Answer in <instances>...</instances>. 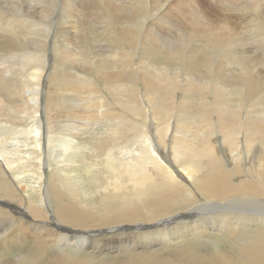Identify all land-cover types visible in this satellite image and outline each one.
<instances>
[{
	"label": "bare ground",
	"instance_id": "6f19581e",
	"mask_svg": "<svg viewBox=\"0 0 264 264\" xmlns=\"http://www.w3.org/2000/svg\"><path fill=\"white\" fill-rule=\"evenodd\" d=\"M81 1L0 0V247L36 251L0 264H264V77L237 18L214 13L228 1L141 0L156 6L127 23L117 0H90L88 15ZM95 9L114 56L92 49ZM23 120L18 156L7 124ZM96 168L83 192L77 171Z\"/></svg>",
	"mask_w": 264,
	"mask_h": 264
},
{
	"label": "rangeland",
	"instance_id": "374dc122",
	"mask_svg": "<svg viewBox=\"0 0 264 264\" xmlns=\"http://www.w3.org/2000/svg\"><path fill=\"white\" fill-rule=\"evenodd\" d=\"M79 1L80 0H75V2H78V5H79ZM90 0H84V1H81V3H80V8L83 10V14L85 15H88V12H87V9H89V6H88V3H90L89 2ZM105 1H108V0H105ZM139 1H141V0H117L116 2H113L112 4H121V6H123V7H126L125 9H126V16H125V21H126V23L128 22V21H132V20H134V21H137L138 22V17L140 16V14H142V13H144V14H146V13H149V12H151L150 10H152L156 5L154 4V2L152 3V5L150 6V2H149V5H148V7L146 8V9H144V7H142L141 6V4H140V2ZM162 2H164L166 5H165V7H168V5L170 4V2H169V0H161ZM173 1H175V0H171V3L173 2ZM204 1V0H203ZM224 1V0H223ZM228 2H226L225 4L224 3H222L221 1H220V5L218 6V7H216L217 9H214V13H216V14H218V20H222V19H224V16H228V17H236L237 19H238V17H240V19L239 20H237V19H235V20H233L232 19V21L234 22V30H235V33H239V37H242V38H244L245 39V43L247 44V46H246V48L244 49V48H239V50H241V51H249V53H250V56L252 57V58H250L252 61H254V62H251L249 65H252V64H254V65H252L251 67L249 66V70L250 69H254V71L255 70H257V69H261L262 71H263V73H261V75H263V77H264V67H262V66H264V16H262L261 14H259V12H256V8L255 7H258L261 11H263L264 12V0H227ZM98 2H102V0H93V6L94 5H96L95 7H97V4H98ZM123 2V3H122ZM180 3L181 5H183V6H186L187 5V0H177L175 3ZM206 2H209V0H206ZM95 3V4H94ZM136 4H139V8L141 9V10H145V12H141L140 14H139V12H137L135 9H136ZM209 4H210V6H211V3L209 2ZM224 4V5H223ZM172 5V4H171ZM176 5V4H175ZM253 6H255V7H253ZM209 6H207L206 8H208ZM78 8V7H77ZM223 8V9H222ZM10 9V8H9ZM13 9H15V8H13ZM13 9H11L10 11L12 12V14H16L15 13V11L13 10ZM62 8H60L59 7V10H61ZM100 9V8H99ZM227 9H230V10H227ZM234 9H235V11H234ZM243 9V10H242ZM67 9L63 6V10H61V11H66ZM96 10L97 9H95V13H96ZM168 10V9H167ZM184 10H185V13L183 14V15H176L175 13H173L174 14V16L176 17L175 18V21H176V23H179L180 25H181V22H182V20H183V17H184V15H185V17H186V20H189V19H187V16H188V12H187V9L186 8H184ZM98 11L99 10H97V13H98ZM224 11H225V14H224ZM229 11V12H228ZM248 11V12H247ZM92 13V20H93V23H94V25H95V28H96V32L94 31V35L97 37L98 35H101L102 37L101 38H97L96 40H94V41H92V43L91 44H93V48L92 49H94L93 51L94 52H96L97 50H98V48H100V49H105V52H107V55L108 56H110V55H112V56H114V52H117V49H112V47L111 46H109L110 45V41H109V31L107 30V27L105 26L106 25V21L107 20H105L104 18H100L99 17V15L96 13ZM135 12H137V13H135ZM228 12V13H227ZM233 12V13H232ZM131 15H130V14ZM135 13V14H134ZM238 13V14H237ZM240 13H242V14H240ZM136 14H138V15H136ZM224 14V15H223ZM76 15H77V12H76ZM75 15V16H76ZM263 15H264V13H263ZM94 16H95V18H94ZM135 16H137V17H135ZM143 16V15H142ZM142 16H141V19H142ZM182 16V17H181ZM98 17V18H97ZM178 17V18H177ZM241 17H243V18H241ZM6 18V14H4V19ZM129 19V20H128ZM173 19V18H172ZM59 19H57V21H58ZM104 21H105V23H104ZM184 21V20H183ZM108 23H110L109 21L107 22V25H109ZM58 24L60 25V24H62V23H59L58 22ZM103 24H105V25H103ZM53 25V24H52ZM99 26H100V28H99ZM203 26H204V24H203ZM202 26V27H203ZM106 27V28H105ZM192 26L191 25H187V27L184 29L185 31V33H187V34H190V33H193V32H195V30L193 29L192 30ZM204 28H205V26H204ZM40 29V28H39ZM38 28H37V30H39ZM99 29V30H98ZM203 29V28H202ZM201 29V30H202ZM210 29V28H209ZM55 30V29H54ZM53 30V31H54ZM102 30V31H101ZM199 30V29H198ZM43 31V30H42ZM104 31V32H103ZM37 32H39V31H37ZM106 33V34H105ZM199 33V32H198ZM198 33H197V36H198ZM104 36H106V37H104ZM198 38H199V40H198ZM197 40L198 41H196L197 43L196 44H201L204 40L203 39H200V37H197ZM203 40V41H202ZM104 41L105 42H108V43H106L107 45H105V43H104ZM100 44V45H98V43ZM104 44H103V43ZM201 42V43H200ZM205 42V41H204ZM202 43L203 45L204 44H206V42L205 43ZM76 44H77V42H75ZM97 43V44H96ZM96 44V45H95ZM102 47V48H101ZM111 47V48H110ZM193 47V46H192ZM191 47V48H192ZM247 47H248V49H247ZM30 48H33V47H31L30 46ZM110 48V49H109ZM98 50V52H100V51H103L104 52V50ZM107 49H108V51H107ZM128 49V48H127ZM193 49V48H192ZM192 49H190V50H192ZM208 50H205V51H203V50H201L200 49V52H207ZM211 53H212V51L211 50H209ZM98 52H96V53H98ZM113 52V53H112ZM209 52V53H210ZM239 56H240V54L239 53H237ZM252 54V55H251ZM212 56H213V60L216 58V56L215 55H213L212 54ZM189 57V56H188ZM258 58L257 60L255 59V58ZM254 59V60H253ZM260 60V62H258ZM159 61H161L160 59H159ZM163 61V60H162ZM112 62L115 64V66H113V71L115 70H122V69H125L124 67H125V65H123V64H121V62L118 64V61L115 59V57H113L112 58ZM138 62V63H137ZM140 61L138 60V58H135V60H134V62H133V65L134 66H132V68H135V69H137V68H139L138 67V64H139V66H141L140 64H141V62L139 63ZM173 63V62H172ZM171 63V64H172ZM257 63V64H256ZM170 64V65H171ZM135 65L137 66V67H135ZM253 66H254V68H253ZM256 66V67H255ZM121 68V69H120ZM172 69V68H171ZM239 69V68H238ZM133 70V69H132ZM177 72L179 73V76H180V81H182V83H183V76H184V72H182V71H178L177 70ZM183 75V76H182ZM174 77V76H173ZM97 85H98V83H97ZM140 86H141V84H140ZM47 89V90H46ZM47 92H49V90H48V88H45V95L46 96H44V100L46 101V100H48V95H47ZM61 94L63 95L64 93H57V96H58V100L59 99H62V97H61ZM67 95H69V94H67ZM106 96H107V94H105ZM105 96V97H106ZM181 94H179V96H178V98H179V101H180V99H181ZM21 123V124H20ZM29 123H30V120L29 121H25V120H23L22 122H15L14 124H16V125H14V124H11V123H8L7 124V128H8V131H9V133L11 134H13V140L11 141V143H10V146H9V143L7 144V149L9 150L10 148L13 150L14 149V147H15V149H14V151H15V153H17L18 154V156L20 155V156H25L24 154L25 153H23V152H25L27 149V151L26 152H31V149H30V146L32 145L30 142H31V140H30V135L25 131V132H22V133H18V131H20L22 128H26L27 127V129L31 126V125H29ZM70 124H72L71 122H67L66 124H64V126H63V128H65V126H69ZM28 125V126H27ZM62 125H63V123H62ZM73 125V124H72ZM72 125H70L71 127H72ZM69 126V127H70ZM18 127V128H17ZM104 127V125H102V126H96L95 127V129L94 130H92V129H85V133H84V139H85V137H94L95 136V134L96 133H99V131H100V133H104V131H103V128ZM20 128V129H19ZM100 128V129H99ZM105 128V127H104ZM13 130V131H12ZM12 131V132H11ZM16 133V134H15ZM99 133V134H100ZM22 134V135H21ZM26 134V135H25ZM15 136V137H14ZM19 136V137H18ZM99 136H101V134L99 135ZM22 138V139H21ZM89 138H86V139H89ZM82 140L83 142L82 143H85L84 141L85 140ZM20 140V141H19ZM27 143H29V144H27ZM24 146V147H22V145ZM86 144V143H85ZM21 149H20V148ZM18 151H19V153H18ZM22 152V153H21ZM83 153L85 154V155H91V152H90V150L87 148V149H84V151H83ZM21 154H23V155H21ZM164 155V154H163ZM11 158H13L12 156H10ZM82 159V162H83V158H81ZM50 163H54V161L53 160H48ZM28 163H30L29 161H27ZM82 162H81V160L79 159V162L77 163V165L79 166L80 165V167L81 166H83V164H82ZM28 163H26V165H28ZM47 164H49V163H47ZM69 164V163H68ZM23 167H24V165H22ZM48 166V165H47ZM57 167V166H56ZM47 168V167H46ZM53 169H54V166L52 167V166H48V168H47V172H46V178L47 179H49L50 177H53ZM77 169V168H76ZM26 171H27V169H26ZM98 171H99V169L98 168H96L95 169V172L94 173H92L91 175H87L86 173H85V170H78L77 172L78 173H76V178L78 179V178H80V179H83V181L85 180V182H83V184H82V186H83V189H82V191L84 192V191H86V188H88V187H90V186H93V180L91 179V177L93 178V176H96L95 174L96 173H98ZM29 175L30 174H32V173H28ZM27 174V175H28ZM78 174H81V176H79L78 177ZM28 175V176H29ZM48 175V176H47ZM49 175H50V177H49ZM75 175V174H74ZM12 177V176H11ZM33 177V176H32ZM31 176H30V178H32ZM59 178L61 177V175H59L58 176ZM86 180H87V182H86ZM90 180V181H89ZM92 182V183H91ZM85 183H87V184H85ZM91 183V184H90ZM33 194V193H32ZM101 198V194L100 193H94V195H90V196H88V200L90 201V202H92V203H95V202H97V201H99V199ZM210 234V237H211V239L213 238V237H216L217 239H219L220 240V243H222V244H220L219 243V245L220 246H227L228 247V240H226L225 239V241H227V243L226 242H224L223 240H221V236L220 235H218V236H216V234H211V233H209ZM213 240V239H212ZM222 241V242H221ZM199 243V240H197V241H195V245L197 246V244ZM2 246V245H1ZM20 246V245H19ZM18 246V248H17V246H13L12 248V250L11 249H6L5 247H0V250H1V256H3V257H8V258H15L16 256H19V255H22V254H31L32 253V251L29 249L30 248V244L29 243H25V244H22L20 247ZM28 246H29V248H28ZM189 246H191V245H189ZM15 247V248H14ZM192 247V246H191ZM2 248V249H1ZM22 248H24L23 250H21ZM26 248V249H25ZM213 248V249H212ZM18 249V250H17ZM202 248L200 247V249L199 250H201ZM212 249V250H211ZM211 249L210 248H208V250H207V253L206 254H210L211 252H213V250H214V246H211ZM19 250H21V251H19ZM27 250V251H26ZM160 250H162V248L160 249ZM192 250H194V252H196V248H192ZM2 251H4V252H2ZM24 251V252H23ZM31 251V252H30ZM54 248H51L50 250H48V252L49 253H54ZM159 251V250H158ZM205 251V250H204ZM17 252V253H16ZM21 252V254H19ZM26 252V253H25ZM33 252H36V251H33ZM206 252V251H205ZM3 253V254H2ZM6 253V254H5ZM89 253H91L92 255H94L93 254V252L92 251H90V252H88V254L87 255H89ZM5 254V255H4ZM96 254V253H95ZM166 256H167V258H175L178 254H175V250H173V251H171V252H169V254H165ZM120 256H122V255H119V254H115V255H113V256H110V257H114V258H118V257H120ZM179 259V258H178Z\"/></svg>",
	"mask_w": 264,
	"mask_h": 264
}]
</instances>
